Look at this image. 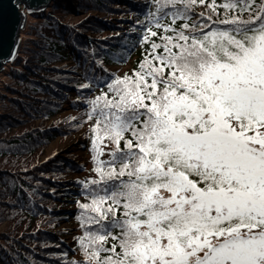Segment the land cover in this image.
I'll list each match as a JSON object with an SVG mask.
<instances>
[{
	"label": "snow or ice",
	"instance_id": "1",
	"mask_svg": "<svg viewBox=\"0 0 264 264\" xmlns=\"http://www.w3.org/2000/svg\"><path fill=\"white\" fill-rule=\"evenodd\" d=\"M153 4L148 54L87 101L93 227L68 264H264V0Z\"/></svg>",
	"mask_w": 264,
	"mask_h": 264
},
{
	"label": "trees",
	"instance_id": "2",
	"mask_svg": "<svg viewBox=\"0 0 264 264\" xmlns=\"http://www.w3.org/2000/svg\"><path fill=\"white\" fill-rule=\"evenodd\" d=\"M206 10L197 4L191 11ZM149 11L153 0H55L27 15L18 55L0 76V264L84 259L77 238L93 226L81 224L79 205L90 202L82 182L96 176L87 101L108 91L107 81L132 75L148 54L137 21ZM76 132L86 164L67 152L46 154L53 139ZM99 144L98 159L107 160L111 144ZM64 222L75 226L68 241Z\"/></svg>",
	"mask_w": 264,
	"mask_h": 264
},
{
	"label": "water",
	"instance_id": "3",
	"mask_svg": "<svg viewBox=\"0 0 264 264\" xmlns=\"http://www.w3.org/2000/svg\"><path fill=\"white\" fill-rule=\"evenodd\" d=\"M51 1L55 0H0V72L18 53L26 15Z\"/></svg>",
	"mask_w": 264,
	"mask_h": 264
},
{
	"label": "rangeland",
	"instance_id": "4",
	"mask_svg": "<svg viewBox=\"0 0 264 264\" xmlns=\"http://www.w3.org/2000/svg\"><path fill=\"white\" fill-rule=\"evenodd\" d=\"M71 6H72L71 8H73V4ZM24 28H25V25H24ZM24 28L20 31V35L23 34ZM20 42H21V39H20ZM68 112L69 110L65 108L64 111H62L58 115V117H62ZM80 137H81V132H76L65 140H62L60 137H57L53 139L48 145L46 149V154H49L52 151H56L59 155H62L65 152H67L69 154H74L75 156H77L78 161H83L84 164H86L85 163L86 152H85V149L82 148L81 146L83 142ZM63 208L69 209V210L72 209L71 207L68 208L65 206H63ZM60 228L68 231V235L65 238L69 240L72 234L74 233L75 226L73 225L72 222H64L60 225Z\"/></svg>",
	"mask_w": 264,
	"mask_h": 264
},
{
	"label": "bare ground",
	"instance_id": "5",
	"mask_svg": "<svg viewBox=\"0 0 264 264\" xmlns=\"http://www.w3.org/2000/svg\"><path fill=\"white\" fill-rule=\"evenodd\" d=\"M71 1H72V0H61V2H64V3H71ZM25 23H26V22H25ZM24 25H25V24H24ZM23 28H24V26H23ZM23 28H22V29H23ZM18 52H19V50H18ZM17 55H18V53H17ZM17 55H16V56H17ZM16 56H15V57H16ZM15 57L11 60V62L15 59ZM11 62H10V63H11ZM8 64H9V63H8ZM8 64H7V65H8ZM5 66H6V65H5ZM4 68H5V67H4ZM4 68H3V69H4ZM3 69H2V71H3ZM2 71L0 72V76H1Z\"/></svg>",
	"mask_w": 264,
	"mask_h": 264
}]
</instances>
